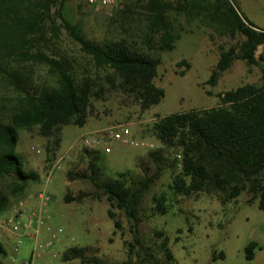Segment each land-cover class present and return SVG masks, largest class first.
<instances>
[{
	"label": "trees",
	"instance_id": "obj_1",
	"mask_svg": "<svg viewBox=\"0 0 264 264\" xmlns=\"http://www.w3.org/2000/svg\"><path fill=\"white\" fill-rule=\"evenodd\" d=\"M65 3L66 0H0V180L7 182L8 188V193L0 191V215L8 212L11 199L25 194L30 183L41 181L37 172L24 169L17 154L19 131L38 128L40 136L48 141V154L56 155L61 148L62 129L69 125L82 127L93 116L94 101L107 91L103 80L116 92L133 98L141 112L164 100L165 91L155 84L162 62L159 54L174 51L181 38L175 28L178 19L169 15L170 9L190 21L200 20L221 36L243 38L228 50L220 47L219 62L208 85L217 86L235 61H243L249 67L260 66L264 61V57L256 56L258 48L264 46V30L247 23L230 0H183L176 6L149 0L147 8L151 14L141 46L125 38L89 39L67 14ZM63 31L80 46L89 68L79 71L76 58L63 47ZM180 66L190 68L186 61ZM37 67L46 68L47 79L36 74ZM151 132L161 145L180 152L181 168L173 174L169 187L175 197L216 195L226 205L248 194V205L258 201V208L264 211V82L221 94L217 107L160 118ZM90 168L91 182L110 205L108 217L113 221L115 234L121 229V222L114 210L125 211L136 223V208L147 184L134 190L128 174L97 182L95 165L92 163ZM68 175L71 178L72 172ZM76 177L86 178L84 174ZM76 199L67 195L64 201L69 204ZM167 201L165 196L154 199L153 217L169 212ZM133 229L134 241L142 248L145 261L160 264L155 252L152 254L150 247L142 245L135 224ZM157 235L165 236L163 232ZM169 243L166 237L158 247L172 262ZM258 248L256 242L249 243L246 259L254 260ZM86 252L83 248H70L63 253L62 262L107 264L88 257ZM3 254L0 240V255ZM213 258L216 260L217 255Z\"/></svg>",
	"mask_w": 264,
	"mask_h": 264
},
{
	"label": "rangeland",
	"instance_id": "obj_2",
	"mask_svg": "<svg viewBox=\"0 0 264 264\" xmlns=\"http://www.w3.org/2000/svg\"><path fill=\"white\" fill-rule=\"evenodd\" d=\"M161 1L176 6L183 0ZM230 1L247 23L264 30V0ZM148 3L149 0L137 3L128 0L119 7L96 10L86 0H66L65 6L67 14L89 39L125 38L141 46V36L151 14ZM169 15L177 17L175 28L181 38L174 51L159 54L162 62L155 84L165 91V98L159 105L141 112L133 98L116 92L103 80L107 91L94 101L93 116L82 127L69 125L62 129L61 148L56 155L48 154V141L40 136L38 128L19 131L17 154L24 169L37 172L41 181L30 183L22 197L11 199L8 211L21 204H28L30 208L32 203L38 206L40 195L48 196L50 230L42 228L34 238L24 240L17 251L15 237L9 233L0 237L5 250V254L0 255V264H22L32 255L37 263L82 264L80 261L62 262L63 253L70 248L86 249L88 257L99 258L107 264H153L145 261L142 248L136 245L133 224L137 226L144 248L150 247L160 264H264V211L258 208V201L248 205V194L226 205L216 195L175 197L169 187L173 174L180 170L177 158L180 152L161 145L151 132L160 118L211 109L220 104L221 94L248 84H262L264 61L252 67L235 61L230 70L222 74L217 86L208 85L219 62L220 47L228 50L243 38L232 40L221 36L200 20L190 21L173 9L169 10ZM62 41L68 54L76 58L79 71L89 68L80 46L64 31ZM256 56L264 57V46L258 48ZM183 61L190 64L188 70L185 66L179 67ZM184 70L185 74L181 75ZM36 74L42 79L49 76L44 67H37ZM118 125H129L134 138L153 143L155 149H136L116 141H107L96 149L84 146V139H95L98 134ZM38 150L41 153H37ZM153 154L158 155L153 158ZM158 158L162 161H157ZM92 163L97 169V182H109L118 179L120 174H128V182L134 190L147 184L136 208V223L125 211L114 210L121 222L116 234L113 221L108 217L110 205L90 180ZM77 174H84L86 178L80 179ZM0 191L8 193L7 182L0 180ZM67 195L81 200L66 204ZM160 196L167 198L169 212L153 217L154 199ZM157 232L165 236L160 237ZM166 237L170 239L169 248L174 255L172 262L167 261L158 247ZM251 242H256L259 248L254 260L249 261L245 248ZM130 244L135 247L131 249ZM220 253L224 257H219Z\"/></svg>",
	"mask_w": 264,
	"mask_h": 264
},
{
	"label": "built area",
	"instance_id": "obj_3",
	"mask_svg": "<svg viewBox=\"0 0 264 264\" xmlns=\"http://www.w3.org/2000/svg\"><path fill=\"white\" fill-rule=\"evenodd\" d=\"M126 0H86L87 4L96 9L104 10L121 6ZM107 141H116L127 144L136 149H145L152 151L155 145L144 139H136L133 137L132 130L129 125H118L109 128L103 133L98 134L95 139H84L83 143L86 148L96 149L98 146ZM109 152V149H106ZM37 153H41L40 150ZM180 160V156H177ZM181 168V164L179 163ZM40 204L38 206L29 207L21 204L19 207L13 208L7 213L0 215V237L7 233L15 237L16 251L24 240L34 238L42 228L50 230L49 221L50 216L47 211V204L50 198L45 195H40ZM28 209H27V208ZM55 236H53V239ZM52 244L50 243L49 246ZM35 255L24 261L22 264H44L37 263L34 259Z\"/></svg>",
	"mask_w": 264,
	"mask_h": 264
},
{
	"label": "crops",
	"instance_id": "obj_4",
	"mask_svg": "<svg viewBox=\"0 0 264 264\" xmlns=\"http://www.w3.org/2000/svg\"><path fill=\"white\" fill-rule=\"evenodd\" d=\"M31 206H32V207H34V206H35V204H34V203H32V204H31ZM38 257H41V255L39 254V255H38Z\"/></svg>",
	"mask_w": 264,
	"mask_h": 264
}]
</instances>
